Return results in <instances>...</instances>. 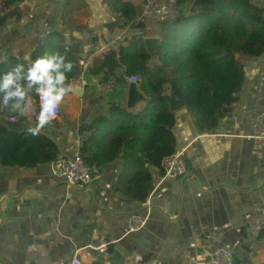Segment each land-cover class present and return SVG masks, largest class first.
I'll use <instances>...</instances> for the list:
<instances>
[{
    "label": "crops",
    "instance_id": "0c3cea01",
    "mask_svg": "<svg viewBox=\"0 0 264 264\" xmlns=\"http://www.w3.org/2000/svg\"><path fill=\"white\" fill-rule=\"evenodd\" d=\"M126 1L136 7V22L143 28L125 27L105 0H24L0 16V63L10 57L30 61L48 36L57 33L68 44L77 42L79 64H89L84 71L88 86L67 93L61 115L39 132L56 143L58 159L80 154L89 136L80 135L81 128L108 115L111 104L127 109L130 83L117 80L125 76V68L107 83L90 73L107 53L103 48L117 50L132 36L159 38L160 20L143 14L145 2ZM251 1L264 9V0ZM187 7L186 2L181 8ZM110 23L124 29L106 28ZM239 60L245 72L240 99L215 132H200L185 104L173 111L176 149L186 160L188 175L167 177L162 169L150 167L154 190L146 203L114 191L124 169L122 159L101 168L79 189L65 184L55 162L34 168L0 166V264H71L77 250L103 242L118 250L125 264H207L220 247L237 264H264V238L250 229L258 219L264 231V143L253 138V123L264 114V56L239 55ZM105 84L111 92L99 91ZM145 106L139 104L135 112ZM35 115L25 126H36ZM134 217L146 225L130 233ZM98 255L80 253L84 264H99Z\"/></svg>",
    "mask_w": 264,
    "mask_h": 264
},
{
    "label": "trees",
    "instance_id": "16d2710c",
    "mask_svg": "<svg viewBox=\"0 0 264 264\" xmlns=\"http://www.w3.org/2000/svg\"><path fill=\"white\" fill-rule=\"evenodd\" d=\"M24 0H11L16 5ZM119 15L125 27L137 25L138 11L126 0H105ZM188 7L173 21H159L160 44L157 60L149 54L141 36L126 38V46L111 49L90 73L107 83L118 69L125 76H139L140 90L147 97L141 112L129 111L125 105L113 103L108 115L95 119L80 130L89 133L80 155L95 174L104 166L122 159L124 169L114 191L132 202L146 203L154 190L150 167L160 168L162 159L177 152L173 134L176 118L167 97L182 101L202 133L217 130L239 101L245 72L236 58L257 59L264 56V9L251 0H179ZM68 44L57 33L51 34L31 55L30 61L10 57L0 63V77L17 64L25 70L37 57L59 54L73 68L66 73V86L82 73L79 45ZM122 76L118 83L125 84ZM169 87V94L166 88ZM69 93V92H68ZM38 95L33 88L27 101L36 106ZM11 102L3 105V117H15L20 131H11L0 121V166L34 168L58 160L54 141L41 133L28 132L27 113L20 115ZM37 107V106H36ZM36 113L35 116H37ZM264 238V231L259 234ZM109 252H113L110 246ZM235 264L237 262L235 261Z\"/></svg>",
    "mask_w": 264,
    "mask_h": 264
},
{
    "label": "built area",
    "instance_id": "2783aa9c",
    "mask_svg": "<svg viewBox=\"0 0 264 264\" xmlns=\"http://www.w3.org/2000/svg\"><path fill=\"white\" fill-rule=\"evenodd\" d=\"M143 14L147 16H152L158 18L160 21H173L177 19L182 11V5H180L179 0H143ZM14 4L11 0H0V16H6L13 9ZM105 52L110 51L108 46L104 47ZM80 66L82 67V73L76 79L71 81L70 87L71 91L84 90L88 83L84 78V71L87 69L89 64L87 62L81 61ZM125 80L129 83L140 84L141 78L139 76H125ZM101 93L111 92V86L108 84L98 86ZM37 112L39 115L40 111V98L38 96L37 102ZM35 113V114H36ZM61 115V104L57 109V118ZM56 118V119H57ZM10 121L15 122V118L10 119ZM254 134L253 138L264 143V114L257 117L253 123ZM161 169L164 175L172 178H184L188 175V166L185 158L181 153L176 152L173 155L167 156L162 159ZM55 170L60 178L63 179L65 184L70 188L79 189L87 187L94 178L95 171L89 167L83 157L80 154H76L74 157H61L55 162ZM146 225V221L134 217L132 225L128 232H138L143 229ZM250 229L253 234H259L262 230V223L260 220L256 219L250 225ZM110 244L108 243H91L86 248L76 251L75 257L71 264H84L80 257L81 251L91 250L103 256H110L109 252ZM141 264H164L160 260H149ZM207 264H235V259L233 254L224 247L217 248L211 254L209 263Z\"/></svg>",
    "mask_w": 264,
    "mask_h": 264
},
{
    "label": "clouds",
    "instance_id": "9594fccd",
    "mask_svg": "<svg viewBox=\"0 0 264 264\" xmlns=\"http://www.w3.org/2000/svg\"><path fill=\"white\" fill-rule=\"evenodd\" d=\"M73 64L66 62L59 54H45L37 57L25 70L24 65L17 64L0 77V97L13 110L25 115L31 105L27 101L28 92L35 89L40 98V111L35 127L28 128L32 135L57 118V109L65 95L71 91L66 86V73L71 72Z\"/></svg>",
    "mask_w": 264,
    "mask_h": 264
},
{
    "label": "water",
    "instance_id": "95a60500",
    "mask_svg": "<svg viewBox=\"0 0 264 264\" xmlns=\"http://www.w3.org/2000/svg\"><path fill=\"white\" fill-rule=\"evenodd\" d=\"M119 27L121 30L124 29L123 26H119L117 23H110L106 25V28L112 29ZM144 25L142 23L137 24L133 29H141ZM145 44L147 50L151 57L154 60H157V49L160 44L159 38H149L145 40ZM237 60L239 59V55L236 56ZM83 92V90H80ZM74 93L78 91H73ZM167 101L170 105L171 111H176L179 108L184 106V103L180 100H176L175 98L167 97ZM147 102V98L140 92L139 85L136 83H130L129 92H128V100H127V109L131 111H135L139 104ZM0 121L6 125L11 131L19 132L20 124L19 122H12L9 119L3 117L0 118ZM96 262L99 264H125V258L118 250H114L110 256L98 255L96 257Z\"/></svg>",
    "mask_w": 264,
    "mask_h": 264
},
{
    "label": "rangeland",
    "instance_id": "374dc122",
    "mask_svg": "<svg viewBox=\"0 0 264 264\" xmlns=\"http://www.w3.org/2000/svg\"><path fill=\"white\" fill-rule=\"evenodd\" d=\"M28 103L31 105V107L26 113L29 116V118L34 117L35 113L37 112V107L35 106V104L31 100H28Z\"/></svg>",
    "mask_w": 264,
    "mask_h": 264
}]
</instances>
